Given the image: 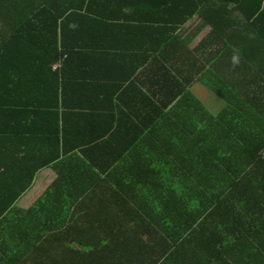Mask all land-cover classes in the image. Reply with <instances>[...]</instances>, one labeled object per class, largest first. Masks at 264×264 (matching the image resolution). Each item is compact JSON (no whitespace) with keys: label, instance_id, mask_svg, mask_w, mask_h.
Masks as SVG:
<instances>
[{"label":"trees","instance_id":"1","mask_svg":"<svg viewBox=\"0 0 264 264\" xmlns=\"http://www.w3.org/2000/svg\"><path fill=\"white\" fill-rule=\"evenodd\" d=\"M0 264H264V0H0Z\"/></svg>","mask_w":264,"mask_h":264},{"label":"rangeland","instance_id":"2","mask_svg":"<svg viewBox=\"0 0 264 264\" xmlns=\"http://www.w3.org/2000/svg\"><path fill=\"white\" fill-rule=\"evenodd\" d=\"M196 21H197L196 17H194L192 20L189 21V23L186 26L184 25V29H190L192 25L196 23ZM205 30L206 29H204V31L197 36L195 42H197L198 38H200V36L204 34ZM190 89L202 101V103L207 107V109L213 114H215L224 105V101L221 98L217 97L209 88H207L206 86L202 85L199 82L193 83L190 86ZM37 193L38 192L36 191H32L30 195L25 197L22 200L24 205L29 207L30 206L29 204L36 197L34 195ZM31 196L34 197L30 198Z\"/></svg>","mask_w":264,"mask_h":264},{"label":"crops","instance_id":"3","mask_svg":"<svg viewBox=\"0 0 264 264\" xmlns=\"http://www.w3.org/2000/svg\"><path fill=\"white\" fill-rule=\"evenodd\" d=\"M194 17H196V16H194ZM193 17V18H194ZM192 18V19H193ZM192 19H190V20H192ZM197 19V18H196ZM189 20V21H190ZM189 21H187L184 25L186 26L188 23H189ZM183 25V26H184ZM206 30H205V32L207 31V29H208V27H206L205 28ZM204 31V29L201 31V32H199L197 35H196V37H195V40H196V38H197V36L198 35H200L202 32ZM205 32H204V34H205ZM203 34V35H204ZM202 35V36H203ZM202 36H200V38L202 37ZM200 38H198V40L200 39ZM197 40V41H198ZM195 42V41H194ZM32 136V135H31ZM32 139V138H31ZM39 144H41V140L39 141ZM42 170V169H41ZM41 172V174H40V176H39V179L37 180V178H38V176L36 177V182H37V184H35V186H34V188H33V190L32 191H36V192H38L37 194H35L34 196H38L39 194H40V192H41V190L43 189V187H44V185L46 184V182H47V180H46V176H48V173L47 172H45V170H42V171H40ZM38 174V175H39ZM43 177H45V178H43ZM34 196H31L30 198H32V197H34ZM25 206V205H24Z\"/></svg>","mask_w":264,"mask_h":264},{"label":"clouds","instance_id":"4","mask_svg":"<svg viewBox=\"0 0 264 264\" xmlns=\"http://www.w3.org/2000/svg\"><path fill=\"white\" fill-rule=\"evenodd\" d=\"M238 62V59L234 56L233 57V63H237Z\"/></svg>","mask_w":264,"mask_h":264}]
</instances>
